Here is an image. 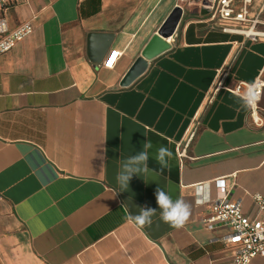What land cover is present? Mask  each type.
Segmentation results:
<instances>
[{
	"label": "crops",
	"instance_id": "obj_1",
	"mask_svg": "<svg viewBox=\"0 0 264 264\" xmlns=\"http://www.w3.org/2000/svg\"><path fill=\"white\" fill-rule=\"evenodd\" d=\"M181 0H15L10 30L34 32L0 56V264H230L226 225L208 223L222 195L249 217L264 197V125L227 88L264 80V0L251 22L185 6L170 48L121 83ZM108 49V50H107ZM113 52L120 56L105 67ZM264 118V93L260 103ZM148 140L149 172L121 188L122 162ZM172 151L168 167L156 160ZM160 187L190 205L161 219ZM201 190L198 195L197 190ZM202 200V202H201ZM200 201V202H197ZM155 209L151 223L129 217ZM253 264H264L257 257Z\"/></svg>",
	"mask_w": 264,
	"mask_h": 264
},
{
	"label": "built area",
	"instance_id": "obj_2",
	"mask_svg": "<svg viewBox=\"0 0 264 264\" xmlns=\"http://www.w3.org/2000/svg\"><path fill=\"white\" fill-rule=\"evenodd\" d=\"M14 1L0 0V56L13 50L34 32V27L30 22L10 30L8 20L2 9ZM251 2L252 0H181L179 8L183 12L185 6L193 4L223 20L251 22L253 29L259 21H250L248 19ZM262 23L264 25V21ZM247 36L256 41L259 38H264V31L251 32ZM119 56L120 52H113L105 67L112 69ZM249 87H253L261 97L255 106L249 107L254 124L257 127H261L264 125V118L261 115L260 108L264 93V80L259 77L253 83L240 82L233 87L227 88V90L241 97ZM219 189L223 193L213 201L212 215L206 219V222H220L228 227L229 234L225 237V241L236 247L234 258L230 264H253V260L257 257L264 258V197L260 195L253 197L259 213L263 216L257 215L252 218L243 213L241 201L228 198L222 180L219 181Z\"/></svg>",
	"mask_w": 264,
	"mask_h": 264
},
{
	"label": "clouds",
	"instance_id": "obj_3",
	"mask_svg": "<svg viewBox=\"0 0 264 264\" xmlns=\"http://www.w3.org/2000/svg\"><path fill=\"white\" fill-rule=\"evenodd\" d=\"M260 98L259 93L253 87H249L240 97L245 107L255 106ZM150 148H152V143L148 140L143 144V149L141 151L122 162L121 169L116 176V180L121 188L129 187V182L134 175H138L141 172H149L147 162L149 159L148 149ZM171 157L172 151L170 149L163 146L157 149L156 160L160 165L161 170L168 167ZM197 192L198 195L201 194L200 189H198ZM155 194L157 204L161 210V219L165 223H169L172 227H182L190 216V205L183 199L173 201L170 195L160 187L156 189ZM155 212V209L141 208L139 215L129 217V219L134 220L138 226H143L146 223H151V217L155 214Z\"/></svg>",
	"mask_w": 264,
	"mask_h": 264
},
{
	"label": "water",
	"instance_id": "obj_4",
	"mask_svg": "<svg viewBox=\"0 0 264 264\" xmlns=\"http://www.w3.org/2000/svg\"><path fill=\"white\" fill-rule=\"evenodd\" d=\"M181 17L182 10L178 7L173 11L165 25L159 32V36H156L151 40L146 49L143 51L142 57L138 58L135 61V63L123 79L121 86L130 85L136 78H138L145 72L149 60H152L153 58L162 54L170 48L167 40L174 35Z\"/></svg>",
	"mask_w": 264,
	"mask_h": 264
}]
</instances>
